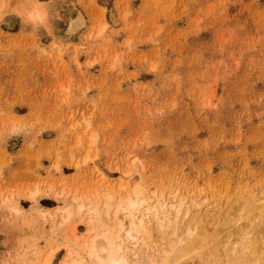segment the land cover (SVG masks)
<instances>
[{
	"label": "rangeland",
	"instance_id": "374dc122",
	"mask_svg": "<svg viewBox=\"0 0 264 264\" xmlns=\"http://www.w3.org/2000/svg\"><path fill=\"white\" fill-rule=\"evenodd\" d=\"M135 185L191 209L158 252L198 212L184 264L263 199L264 0H0V264L74 258Z\"/></svg>",
	"mask_w": 264,
	"mask_h": 264
},
{
	"label": "bare ground",
	"instance_id": "6f19581e",
	"mask_svg": "<svg viewBox=\"0 0 264 264\" xmlns=\"http://www.w3.org/2000/svg\"><path fill=\"white\" fill-rule=\"evenodd\" d=\"M77 20L81 21L82 18L78 17ZM80 21H73L72 25L70 23L72 31L81 25ZM81 26H84V24ZM37 195L38 192H33L30 194V198L35 200ZM107 202L105 214L108 217L106 218L111 220V225H104L105 227H102L101 232H97L96 228L90 227L88 237L85 240L83 239L84 241L82 240L81 244L74 245L79 247V252L73 255L74 258L70 259L69 257L63 264H184L194 260L196 251L201 252L202 249L198 248V246L202 239L200 237L205 231L203 228V230H200L198 226V212L195 213L194 218L192 217L193 222L188 224L182 232L176 231L172 233L174 239L168 249L158 252L159 250L156 251L149 244L148 226L150 220L155 221L160 229L168 231L175 229L178 225V219L189 215L191 211L189 207H186L187 203L185 204L184 200L168 206L165 201H155L152 197L144 195L140 187L135 185L131 188V191L129 189L128 196L121 199L115 209H112L113 212H111L112 199L108 198ZM247 202L235 212L238 220L243 221V224H240L239 221L237 222V225L233 228L234 236L231 242L227 241L220 244L221 241L219 240H211L212 250L210 257L213 259H207L209 256L204 258L200 254L198 260L201 264H264V197L259 202L251 197ZM177 205L179 207H174ZM193 206L194 209L199 208L197 204ZM83 208V204L78 206L81 212ZM71 210L70 208L57 210L61 215L60 217H62V222L72 217L73 210ZM41 214L43 218L47 215L45 212H41ZM171 214L174 217L173 222L170 219L166 220V217ZM89 215L97 217L96 209H91ZM91 222L90 217L89 223ZM75 233L73 230V236H76ZM226 248H229V253H221L223 259H217L218 254V256L214 257L217 249L224 251ZM81 250L82 255L79 254ZM52 257L53 253L46 259L45 264H49Z\"/></svg>",
	"mask_w": 264,
	"mask_h": 264
}]
</instances>
